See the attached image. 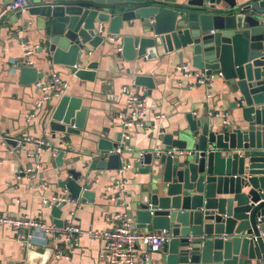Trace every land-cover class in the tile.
Masks as SVG:
<instances>
[{
    "label": "water",
    "instance_id": "1",
    "mask_svg": "<svg viewBox=\"0 0 264 264\" xmlns=\"http://www.w3.org/2000/svg\"><path fill=\"white\" fill-rule=\"evenodd\" d=\"M24 13L34 24L41 63L78 66L79 80L94 81L98 63L88 58L99 48L100 54L115 50L113 57L125 62L175 56L189 62L185 76L211 77L203 85L208 90L217 80L218 99L229 112L221 121L216 113L186 114L185 126L161 129L152 150L126 159L134 190L125 213L142 233H168L146 264H264V0H27L23 11L0 14V24L17 25ZM16 69L21 85L44 77L26 61ZM133 84L154 89L147 76ZM86 115L80 98L63 95L46 120L49 145L56 134L80 135ZM5 142L16 149V140ZM119 146L122 154L121 133L114 141L98 139V154L79 169L66 157L67 146L58 148L54 185L72 200L91 203L90 165L95 160L101 172L118 169L123 163L113 151ZM65 205H45L56 227L63 226ZM35 255L25 249L19 260L0 264H36Z\"/></svg>",
    "mask_w": 264,
    "mask_h": 264
},
{
    "label": "crops",
    "instance_id": "2",
    "mask_svg": "<svg viewBox=\"0 0 264 264\" xmlns=\"http://www.w3.org/2000/svg\"><path fill=\"white\" fill-rule=\"evenodd\" d=\"M5 1L11 5L14 0ZM236 1L240 3L246 0ZM6 7L0 2V14ZM11 15L12 13L6 14L7 18ZM23 16L25 20L17 25L10 26L8 19L0 24V215L28 216L51 223L49 212L45 208L46 200L61 192V189L54 185L59 178L57 169L53 168L54 154L45 150L37 157H29L25 152H19L5 142L6 139L18 140L25 134L33 139L45 140L48 144L51 140L46 120L58 100L44 104L37 112L36 118L26 122V118L34 110V103L40 92L35 84L26 86L19 83L16 67L23 61L42 70V80L57 74L67 84L64 95L80 98L82 107L87 109L85 127L80 135L64 137L62 134H56L53 140V147L63 149L67 146L69 154L66 157L75 158L74 167L77 169L84 161H89V157L98 154V139L114 141L121 132L117 114L125 102L122 87L126 86L146 98V115L141 120L142 127L129 130L130 140L125 147L123 145L125 152L120 154L123 164L132 155L152 150L154 139L161 129L170 132L179 125L185 126L186 114L205 116L212 112L218 114L217 121H221V115L229 113L227 105L218 99L220 89L217 80H213L209 90L194 85V78L176 71L178 66L187 63L189 65V62L186 59L179 62L175 56H171L166 62H125L113 57V49H105L103 54L99 53L100 48L92 50L88 60L98 63L97 69L93 71L95 78L92 82L79 80L68 67L45 65L41 63V55L36 53L38 41L33 38L34 24L26 13ZM27 52L31 54L26 57ZM140 75L152 78L154 89L148 91L144 87L134 86V77ZM207 94H210L211 98L208 99ZM26 148L29 150L32 146L27 145ZM34 165H37L38 169L33 174L16 179V170H25ZM95 165L96 161L93 160L86 181L90 191L94 193L93 201L68 203L64 206L61 216V220H67L70 212L74 213L71 220L80 232L77 248L65 259L53 257L55 244L50 243L46 248L33 247L29 251L38 255L39 258L35 255L31 259L36 264H103L98 259L102 242L89 236V232L110 228L112 214L122 212L123 207L111 200L114 196L112 192H106V188L114 180L115 170L101 172ZM62 177H65V174ZM122 177L128 196L134 190V174L130 170L124 171ZM144 249L145 245L138 244V253ZM22 250L25 249L16 241L14 233L9 228L0 226V260L17 261ZM46 250L49 252L48 257H42ZM155 255L151 254L150 258Z\"/></svg>",
    "mask_w": 264,
    "mask_h": 264
},
{
    "label": "built area",
    "instance_id": "3",
    "mask_svg": "<svg viewBox=\"0 0 264 264\" xmlns=\"http://www.w3.org/2000/svg\"><path fill=\"white\" fill-rule=\"evenodd\" d=\"M27 7V0H14L13 3L7 6L1 14L6 12L23 11ZM100 32V28H98ZM31 52L25 53L26 57ZM264 58V51L262 53ZM25 62V61H23ZM22 62V63H23ZM78 66L72 68L73 76ZM188 65L183 64L176 68L178 73H186ZM185 76V75H184ZM211 77H206L203 73L199 74V79L194 85L209 86ZM35 87L40 92V95L35 100L34 110L26 118V122L36 118L37 112L44 104L59 100L67 88V84L60 79L57 74H52L46 80H40L35 83ZM121 92L125 95V102L122 110L117 114V120L121 128V143L127 144L130 140L129 130L132 128L142 127L141 120L146 115V98L138 92L131 90L128 87H122ZM207 98H211L207 94ZM212 115V112L208 113ZM223 116V115H221ZM5 140V139H3ZM16 150L25 152L29 157H37L43 151H48L56 155L59 152L58 148L50 146L45 140L33 139L30 136H23L16 140ZM31 145V149L26 146ZM115 154L121 153V147H117L113 151ZM129 168L127 164H122L114 171L115 177L113 182L106 188L114 194L111 200L123 207L122 212L112 214L110 218V228L105 231L89 232V236L96 238L102 242V247L99 251L98 259L103 264H146L150 259V255L159 251L163 243L168 239V233L165 230L156 233H142L137 230L130 219L126 216V198L127 192L125 189V181L123 172ZM38 169L37 165L24 169L16 170L15 177L19 179L21 176L28 177ZM67 195L66 191H61L53 195L47 202L55 205L61 203H73ZM77 202V201H76ZM74 213L70 212L69 218L63 220L61 228L56 227L53 223H47L28 216L11 217L8 215H0V226L9 228L15 236L16 241L26 250L33 247L46 248L50 243L55 244L53 249V257L67 259L78 246V228L72 223L71 218ZM138 244L145 245V249L139 253Z\"/></svg>",
    "mask_w": 264,
    "mask_h": 264
}]
</instances>
